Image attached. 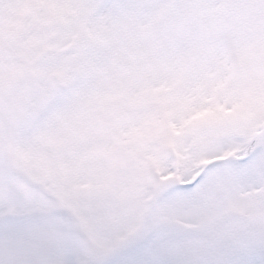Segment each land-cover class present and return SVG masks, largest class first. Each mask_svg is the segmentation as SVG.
I'll list each match as a JSON object with an SVG mask.
<instances>
[{
    "label": "snow or ice",
    "instance_id": "obj_1",
    "mask_svg": "<svg viewBox=\"0 0 264 264\" xmlns=\"http://www.w3.org/2000/svg\"><path fill=\"white\" fill-rule=\"evenodd\" d=\"M0 264H264V0H0Z\"/></svg>",
    "mask_w": 264,
    "mask_h": 264
}]
</instances>
